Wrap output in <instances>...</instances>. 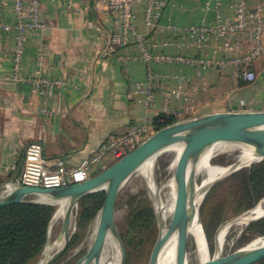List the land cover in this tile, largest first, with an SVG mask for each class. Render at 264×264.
Returning a JSON list of instances; mask_svg holds the SVG:
<instances>
[{
    "label": "crops",
    "instance_id": "1",
    "mask_svg": "<svg viewBox=\"0 0 264 264\" xmlns=\"http://www.w3.org/2000/svg\"><path fill=\"white\" fill-rule=\"evenodd\" d=\"M230 1L225 0L221 9L231 15ZM203 3L170 0L162 20L180 27L198 23L205 13ZM42 13L48 28L27 34L21 71L26 76L64 83L47 94L30 83L14 80L16 35L13 30L0 33V195L20 183L24 150L31 142H41L46 156L62 157L70 165H77L111 135L126 131L146 117L155 121L163 109L161 97L152 108L144 109L139 99L128 96L131 82L146 79V63L139 57L137 43L120 48L107 63L98 57L114 30L105 2L86 0L79 3L78 10H71L62 0H43ZM214 14V8L208 11L209 16ZM2 19L10 25L15 23L13 0H7ZM136 24L140 32H153L140 11ZM157 37L160 41L178 38L162 30L157 31ZM216 48L213 39L205 53L217 57ZM163 49L186 55L200 52L193 42ZM121 56L134 58L122 60ZM154 67L169 75L164 83L171 86L177 84V75L195 78L197 73L188 65L154 63ZM252 69L257 75L253 82L236 80L230 68L208 69L203 75L208 88L193 100H176L172 106L181 110L185 119L219 111L264 110V55ZM99 171L100 165L94 169L95 173Z\"/></svg>",
    "mask_w": 264,
    "mask_h": 264
},
{
    "label": "built area",
    "instance_id": "2",
    "mask_svg": "<svg viewBox=\"0 0 264 264\" xmlns=\"http://www.w3.org/2000/svg\"><path fill=\"white\" fill-rule=\"evenodd\" d=\"M71 10H78L79 3L86 0H62ZM107 4L114 20V30L107 45L98 57L107 63L120 48L135 42L140 47L139 57L146 63V79L133 81L128 88L130 98L139 99L144 109L152 108L158 97L163 99V109L158 115L160 121L183 116L181 110L172 106V102L190 101L201 90L208 88L203 75L208 69L230 68L232 76L238 81L253 82L256 72L252 65L264 55V0H232V14L221 9L225 0H204V15L200 21L187 27H180L172 22H164L163 15L170 0H101ZM7 0H0V33L15 32L16 48L13 55L14 80L33 85L34 89L47 94L64 81L42 76H26L22 73V59L25 52L26 37L30 31L45 30L48 24L43 19V0H13L16 21L13 25L2 19L3 8ZM215 11L213 17L209 10ZM143 13L145 25L153 31L151 34L140 32L136 24V15ZM167 31L178 38L160 41L157 31ZM217 41V57L208 55L205 50L212 40ZM193 42L198 49L197 55L166 52L163 48L170 44L188 45ZM122 57V56H121ZM134 57H122V60ZM154 63H169L195 67V78L177 75L175 86L164 83L168 74L157 71ZM189 85V86H188ZM244 104V100H241ZM179 121V120H178ZM156 131L154 121L148 117L132 124L126 131L111 135L90 156L77 165H70L62 157H48L44 154L43 144L35 141L24 150L20 183L18 185L34 187H61L85 181L110 163L124 156L137 147L145 138ZM105 161V162H104ZM9 191V189L7 190ZM5 191L4 193H6ZM3 193V194H4Z\"/></svg>",
    "mask_w": 264,
    "mask_h": 264
},
{
    "label": "water",
    "instance_id": "3",
    "mask_svg": "<svg viewBox=\"0 0 264 264\" xmlns=\"http://www.w3.org/2000/svg\"><path fill=\"white\" fill-rule=\"evenodd\" d=\"M220 142L248 145L254 148L260 157L248 165H240L238 160L232 162L233 168L224 177L263 160L264 110L219 111L173 122L156 130L133 150L85 181L50 188L15 185L0 195V207L15 202H41L56 205L64 202L65 211L62 225L55 238L58 240L64 238V242L42 263L54 264L69 248L76 233L77 212L81 199L93 192L104 190L105 200L95 218V220L98 219V222L94 240L89 249L74 264H99L108 234L113 235L116 239L121 253L120 264H125L126 246L116 222V203L120 190L147 160L151 158L156 160L164 152L171 150L177 144H182L173 174L176 183L174 209L169 222L162 220L159 212L157 214L159 233L148 264H158L160 252L173 233H177V264H190L188 259L190 226L195 217H199L201 220L200 207L196 206L195 170L202 154ZM221 178L209 186L206 194ZM262 217L264 215L251 219L248 224ZM53 220L54 216L50 222L45 249L50 241ZM164 226L166 227L165 231H163ZM262 259H264V246L252 250H244L242 247L226 254L219 252L214 256L209 255L198 264H255Z\"/></svg>",
    "mask_w": 264,
    "mask_h": 264
},
{
    "label": "trees",
    "instance_id": "4",
    "mask_svg": "<svg viewBox=\"0 0 264 264\" xmlns=\"http://www.w3.org/2000/svg\"><path fill=\"white\" fill-rule=\"evenodd\" d=\"M176 121L178 119L170 117L161 122L160 117H157L154 121L155 129ZM215 193L217 198L220 197L222 206H215L210 210V217H205L203 221L206 237L210 241L215 229L226 219L223 211L228 198L233 200L236 214L251 209L264 198V159L245 166L218 182L208 191L204 206L208 205ZM104 200V190L93 192L81 199L77 212L78 228L87 226L96 217ZM139 202L128 214V230L121 234L128 246L153 226L157 219L146 198H141ZM56 207V204L41 202H15L0 207V264H30L42 254ZM246 232L264 235V217L248 224L242 233V240L248 238ZM79 237V233H76L70 246L75 244ZM255 264H264V259Z\"/></svg>",
    "mask_w": 264,
    "mask_h": 264
},
{
    "label": "rangeland",
    "instance_id": "5",
    "mask_svg": "<svg viewBox=\"0 0 264 264\" xmlns=\"http://www.w3.org/2000/svg\"><path fill=\"white\" fill-rule=\"evenodd\" d=\"M185 116H182L178 120L185 119ZM240 155V151L237 149H228L223 148L216 153L214 158L212 159L211 165L215 169L221 167L223 165L230 164L238 159ZM176 157V152L174 150H169L161 154L156 160L154 165V182L157 185H161L164 182H168L170 178L174 174V169L171 167L173 159ZM157 161V162H156ZM170 164V165H169ZM138 171H141L140 169ZM138 171L133 174L128 181L123 185L120 193L118 195L117 203H116V222L120 229L121 234L128 230V214L132 208H134L137 204H139L141 198H146L147 201L153 207L156 217L158 214L157 209V200H160L163 205L168 206L172 199V193L169 186L161 188L160 192L157 194L155 190L152 188V182L148 176L143 173L142 171L138 173ZM156 177V178H155ZM203 177V174L198 175L197 183ZM226 177L221 178L218 180L211 188H213L218 182L222 181ZM166 194V195H165ZM33 198V197H29ZM205 201L200 206V217L201 222L204 230L206 245L208 248V256H214L217 253L216 241L220 227L231 218L233 219L241 215L242 212L236 214V206L233 203L231 198H228L227 204L224 208V219L218 227L215 229L213 233V238L210 241L208 237H206L205 229H204V219L210 217V210H213L215 206H222L220 202V197L217 198V193L213 195V198L208 203L207 206H204ZM59 204H57V207ZM205 208H204V207ZM58 209V208H57ZM172 213L166 215L165 221L169 222L171 219ZM96 218V217H95ZM95 218L83 228L76 229V233H79L80 237L77 242L65 251V253L58 258V260L54 264H74L75 261L82 256L91 246L95 231H96V223ZM62 219L59 220L51 229H50V239H54L58 236L61 225ZM156 219V222L145 230L141 236H139L135 242L126 246V262L125 264H148L150 254L153 248V245L157 239L159 233V220ZM248 223L238 225L233 223L227 233L225 244L220 251L221 254H226L232 251H235L239 248L246 246L250 243L254 238L261 236L262 234L253 233V232H246L248 238L242 240V233L245 232ZM75 233V234H76ZM52 236V237H51ZM88 243V244H87ZM202 252L199 249V245L193 235H190L189 243H188V259L190 264H198L202 260ZM43 252L40 256H38L34 261L30 264H38V262L42 259Z\"/></svg>",
    "mask_w": 264,
    "mask_h": 264
},
{
    "label": "bare ground",
    "instance_id": "6",
    "mask_svg": "<svg viewBox=\"0 0 264 264\" xmlns=\"http://www.w3.org/2000/svg\"><path fill=\"white\" fill-rule=\"evenodd\" d=\"M223 148L239 150L240 155L237 160H238V164L240 165H248L251 162L256 161L260 158L259 154L256 152L254 148L243 144L220 142L208 148L202 154V157L198 162L195 170L196 171L195 173L196 174V206L198 207H200L201 204L203 203L207 195L206 192L209 186L212 185L217 179L227 175L233 168V166H231V163L218 167L215 170L212 167L211 165L212 159L214 158L216 153H218V151ZM181 149H182V144H177L171 149L176 152V157L173 159V162L171 164V167L173 169H175L176 167V163ZM154 165H155V159L151 158L145 162V164L140 168V170L148 176L150 182H152V188L155 190L157 194L160 192L161 188L163 187L169 186L171 189L172 199L168 206L163 205V203L160 200H157L156 202L157 209L161 216V219L165 221L166 215L171 214L174 209L176 183L174 177L172 176L168 182H164L161 185H157L153 181ZM141 171H138V173ZM201 174H203V177L197 183V177L198 175ZM56 208L58 209H56V213L54 215V220L52 222L51 228L63 217L65 211L64 202H60L59 206ZM262 215H264V198L261 201H259L254 207L242 213L238 217L236 218L233 217V219L231 218L230 220L226 221L220 227L218 232L217 241H216L217 253H219L222 250L225 244L228 230L233 223H236L238 225H242L245 223L247 224L251 219L258 218ZM97 222L98 219L95 220L96 225ZM165 229L166 227L164 226L163 231H165ZM190 233L195 237L199 245V249L203 253L202 260L206 259L208 257V248L206 245L203 226L199 217H195L194 221L192 222L190 226ZM63 242H64V238L59 240L55 238L52 240L50 239L48 246L43 251V257L38 262V264H42L45 261L46 257L49 254L53 253L58 247H60L63 244ZM260 246H264V235L254 238L250 243L244 246V250H252ZM176 250H177V233H173L167 239L166 243L164 244L160 252V255L158 257V264H177ZM120 262H121L120 247L114 236L108 234L105 249L104 252L102 253V257L100 259L99 264H120Z\"/></svg>",
    "mask_w": 264,
    "mask_h": 264
}]
</instances>
